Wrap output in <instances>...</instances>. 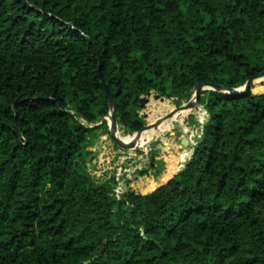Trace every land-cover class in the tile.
<instances>
[{"label": "trees", "instance_id": "trees-1", "mask_svg": "<svg viewBox=\"0 0 264 264\" xmlns=\"http://www.w3.org/2000/svg\"><path fill=\"white\" fill-rule=\"evenodd\" d=\"M262 70L264 0H0V264H264L261 84L204 90L175 119L177 173L119 200L87 168L106 121L82 122L109 113L101 79L135 132L143 94L148 128Z\"/></svg>", "mask_w": 264, "mask_h": 264}, {"label": "rangeland", "instance_id": "rangeland-1", "mask_svg": "<svg viewBox=\"0 0 264 264\" xmlns=\"http://www.w3.org/2000/svg\"><path fill=\"white\" fill-rule=\"evenodd\" d=\"M260 84L264 87V78L253 80L250 86L251 92L254 94H259V92L255 90V88ZM149 91L153 90H148L147 92ZM260 93H264V90ZM155 94L158 97L167 98L164 96H160L157 92H155ZM192 97L193 92H191L190 98L177 99L175 97H169L167 99H169L172 104L174 103V105L178 107L182 106L183 102L186 103L191 100ZM149 110L150 107H148V105L144 103L141 105L139 104V107L137 109L138 114L143 118L144 126L148 124L145 114L149 113ZM105 121L106 131L104 130V128L99 131L104 134H98L95 141L87 148L90 151L91 147H95L94 150L90 151V155L93 153V156L96 157V159L104 158L105 160L104 162L103 160H101L99 164L101 169L99 170L92 165L89 160V155L88 161L91 167L88 168L91 175L95 179L105 180L110 176L112 177V175L116 173V169L120 166L122 169H126L124 173L126 176L125 184L127 189L133 190L135 192H144L149 187L148 185L152 184L153 182L157 183L156 186L163 184L160 183L159 180L163 168L162 164L164 156V160L166 161V169L161 179L166 180L169 178L170 168L168 167V161L171 159V157L169 156H176V153L178 151L174 148V146L168 147V150L165 151L164 147L166 143H164L163 140L166 142L174 141L175 144H180L181 127L175 126V124L178 123L177 120H168V123H165V125L168 124L170 127H165V129L157 131V134L154 135L153 132L155 129L145 130L140 137L139 145L130 149L120 148L114 143L108 132L107 120ZM82 122L86 125H89V123L85 120H82ZM181 123L186 124L193 129L195 125L194 116L189 115L187 119H183ZM116 130L118 134H120V136L125 138V140H130L131 136L128 135V131L125 128L121 127L118 123L116 126ZM168 151H170L171 154H168ZM150 157H152L153 162L150 161Z\"/></svg>", "mask_w": 264, "mask_h": 264}, {"label": "water", "instance_id": "water-1", "mask_svg": "<svg viewBox=\"0 0 264 264\" xmlns=\"http://www.w3.org/2000/svg\"><path fill=\"white\" fill-rule=\"evenodd\" d=\"M261 78H264V70L259 72L257 75L250 77L249 79H247L245 81V83L243 85L238 86V87L229 88V87H225L224 85L215 84V83H211V82H198L193 86V97H192V99L189 100L187 102V104H185V106H183V107L189 108V107H194L196 105H199V103H198L199 102V96L201 95V93L204 90H217V91H222V92L229 93V94H240V93L247 92L250 89V86H251L253 80L261 79ZM101 83H102L105 95L107 97L108 106H109V113L107 116L103 117L100 122H98L96 124L90 123L89 127L98 125V124L102 123L104 120H107L109 135L118 147L123 148V149H130V148L135 147L136 146L135 140L124 141L122 138L117 136V130H116L117 121H116V112H115L114 101H113V98L111 96L110 90H109L108 86L106 85V83L104 82L103 79H101ZM143 101H144V99L141 96L139 98L140 105L143 104ZM177 108H181V106H178ZM172 115H173V112H170V113L164 115L163 117H161L157 121H155L154 124L151 126L154 128H157L159 124H161L164 120H167L170 117H172ZM207 116H208V114H207ZM178 125H179V123L175 124V126H178ZM146 127L147 126H144L140 130H137L135 132H128V135H132L134 133H139L141 130H143ZM203 128H204V124L202 125L200 136L203 134ZM182 142L185 143V139ZM191 154H192V152L190 153L189 157L187 159H185L183 167L189 161ZM169 181H170V179L167 180L165 183H167Z\"/></svg>", "mask_w": 264, "mask_h": 264}, {"label": "built area", "instance_id": "built-area-1", "mask_svg": "<svg viewBox=\"0 0 264 264\" xmlns=\"http://www.w3.org/2000/svg\"><path fill=\"white\" fill-rule=\"evenodd\" d=\"M126 169H122L120 166L116 169V173L110 176L112 179L110 194L115 200L121 199L123 193L127 190L125 180Z\"/></svg>", "mask_w": 264, "mask_h": 264}, {"label": "bare ground", "instance_id": "bare-ground-1", "mask_svg": "<svg viewBox=\"0 0 264 264\" xmlns=\"http://www.w3.org/2000/svg\"><path fill=\"white\" fill-rule=\"evenodd\" d=\"M261 79H262V78H261ZM196 106L202 107V106H200V105H196ZM196 106H194V107H196ZM194 107H189V108H187V107H181V108H178V109L172 111V112H173L172 117H170V118L167 119V120H164L163 122H166V121H168V120H172V119H176L177 117H179V116L185 114L187 111L193 109ZM169 113H170V112H169ZM161 117H163V116H161ZM161 117H159V118H161ZM159 118H157L155 121H157ZM155 121H154V122H155ZM154 122H153L151 125H153ZM163 122H162V123H163ZM159 125H160V124H159ZM148 129H155V128L152 127V126H150V127H148V128L146 127V128H144L143 130H141L139 133H134V134H132V135H131V138H130L129 141H133V140H135V145L138 146V145H139V140H140V137H141L142 133H143L145 130H148ZM117 136H118V134H117ZM118 137H119V136H118Z\"/></svg>", "mask_w": 264, "mask_h": 264}, {"label": "crops", "instance_id": "crops-1", "mask_svg": "<svg viewBox=\"0 0 264 264\" xmlns=\"http://www.w3.org/2000/svg\"><path fill=\"white\" fill-rule=\"evenodd\" d=\"M193 125H194V124H193ZM99 134H100V135H103L104 133L99 132ZM183 140H184V138H181V140H180V144H181V145L184 144V143L182 142ZM163 142H164V141H163ZM170 142H171V145H172V147H173L174 144H175V142H174V141H170ZM114 143H115V142H114ZM164 143H165V142H164ZM168 143H169V142H168ZM94 149H95V147H91V150H94ZM91 150H90V151H91ZM166 155H167V154H166ZM103 157H104V156H103ZM164 157H165V156H164ZM164 157H163V164H162V165H163V168H162L161 177H160V180H159L160 183H164V182H165V181H164V182L161 181L162 175H163V173H164V171H165V169H166V161L164 160ZM169 157H171V159L168 161V167H169V162H172V157H174V156H169ZM99 159H100V158H99ZM99 159H96V157L93 156V153H92V154L90 155V157H89V160H90V162L92 163V165L95 166L96 169H99V170H100L101 168H100V165H99V164H100L101 160H103V162H104L105 160H104V158H102V159H100V160H99ZM88 167H91V165L89 164V161H88V163H87V168H88ZM88 170H89V168H88ZM176 173H177V172H176ZM176 173H175V174H176ZM175 174H173V175H172L171 177H169L167 180L171 179ZM167 180H166V181H167Z\"/></svg>", "mask_w": 264, "mask_h": 264}]
</instances>
